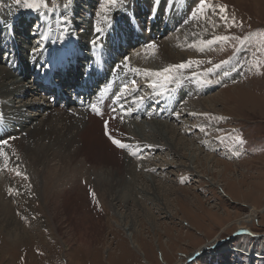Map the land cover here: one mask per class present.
<instances>
[{"label":"rangeland","instance_id":"374dc122","mask_svg":"<svg viewBox=\"0 0 264 264\" xmlns=\"http://www.w3.org/2000/svg\"><path fill=\"white\" fill-rule=\"evenodd\" d=\"M133 1L135 0H123V3L118 2L115 6H109L106 0H46L48 6L41 7L38 11L18 7L15 5V0H0V6L1 4L4 7L7 6L14 11V14L17 12L31 13L36 18L41 13H53L54 19L48 29H59L60 15L55 12L56 7H60L59 11L68 15V17H64L68 24L63 25V28L73 29L72 21H85L86 18L92 20L93 23H89V26L90 29H93V33H96V29H102L95 36L96 44L94 46H96L107 32L109 24H116L119 17L123 21L119 23L120 26H126L124 23L127 17L130 14H136L137 8L133 6ZM168 1L163 0L162 2L161 6L165 11L163 16L171 24H174L176 14L165 10L166 6H169ZM76 2L79 4V9L74 7ZM221 5L227 7L226 13H222L221 17H234L236 25H233L231 19L225 21L221 18L222 31L217 36H228L230 39L218 41L207 49L202 48L203 50L198 54L208 56L194 60L201 63L181 69L178 71L180 76L175 78L176 74H173L172 78L175 80L169 79L171 81L168 82L174 85L182 81L184 77L193 79L205 77L203 80H207V82L202 80L204 88H207V84L212 87L209 91L206 90L204 94H201V99L202 103L214 104L218 117L224 118L214 121L218 128L217 134H213L214 136L209 134L208 137L209 130L205 129V133L193 130L192 133L185 131L186 133L182 132L181 135L178 134L179 136L173 133L171 136L173 135L172 137L177 139L176 143H180L181 148L188 142L198 141L197 135L201 140H210L214 148L209 149L200 143L202 147L199 148L202 151L192 149L181 153L185 157L186 154L198 157L196 164L192 165L194 168L198 167L197 170L185 167L186 158L171 157L169 162L167 152L149 151L150 153L154 152L152 153L154 164L160 168H164L168 162L173 165L166 169L170 170L169 181L159 177L160 171L156 175L158 177L155 178L156 186L162 190H160L164 200L162 203L168 205L162 207L171 214H164V210L156 211L153 209L155 206L152 207L149 203L148 209L151 212L144 214L134 203H131L134 204V207H130L128 212L120 204L115 206V213L119 216L114 215L109 208L102 204L105 199H102L99 192H94L95 195H98L95 196L98 209L97 207L95 209V205L91 203L88 205H82V203L81 206L79 201L77 204L76 202L75 204H65L62 198L58 201L59 203L53 200L57 205L51 203L48 210L44 207L43 202L35 200L34 193L26 195L27 199L31 201H24L26 190L17 194L10 188L11 192L13 191L11 193L9 187H5L7 189L5 190L4 185L1 184L0 203L3 201L1 209L5 210L6 208L7 210L5 211L8 215L6 221L10 217H13L14 221L16 220L17 229H15V235H8L6 221L2 220L0 264H175L180 259L186 260L199 249L200 251L209 250V252L197 258L194 257L186 261L185 264H264V213L254 216L251 212L254 208L260 210L264 208V0H207L208 10L214 6L213 9L219 12ZM140 7L142 8V6ZM125 11L128 15L125 14ZM77 13H79L78 16ZM98 19L107 21L98 23ZM36 21L33 23L34 26ZM37 23L39 24L40 21L38 20ZM139 25L141 26V24ZM2 26L8 27V25ZM75 29L85 31L84 28L76 27ZM172 34L169 33L160 41H165ZM88 42L93 45L90 38ZM141 50L140 47L132 48L126 55L125 61L129 62L131 68L135 70L137 68L133 67L129 58L136 52V54H140ZM141 55L142 53L139 56ZM234 58H237V66H231ZM225 61L227 63H223ZM217 64H221L220 69H215ZM257 64L259 67H256ZM208 69H213V71L209 73ZM132 75L136 74L132 73ZM75 76L74 74L73 79ZM27 80L30 79L22 81L26 82ZM188 81L189 79H185L184 82L188 83ZM135 82L138 85L140 83L141 91L145 90L147 94L153 90L151 82L142 76L138 77ZM179 86L181 85L179 84ZM169 88L171 87L169 86ZM41 95V92L38 91L34 98L38 99ZM216 95L218 96L216 97L218 98L216 99L217 104L211 99ZM153 98L155 99V97ZM27 99L31 98L27 97ZM193 99L190 98L189 101ZM185 102L182 104L181 112L185 109L183 107ZM66 112L69 114L68 111ZM190 115L184 114L185 118L181 117L182 121L188 123L187 129H194L199 122L198 118L204 120L202 116L191 117ZM175 116L168 122L172 124V119ZM143 121H138V123ZM175 125L181 126L178 123ZM146 133L148 136V132ZM237 136L243 139V144L236 141ZM181 138L183 139L181 140ZM181 143L185 145L183 146ZM196 148L198 149V146ZM145 154L147 156L145 158H148L149 153L142 155L145 156ZM208 154L216 157L220 163L207 164L205 159ZM200 158L203 160L201 161ZM54 160V163L51 160L49 165L51 167L55 165V170L57 166L59 172L56 171L63 179L73 176L71 170L73 169L74 172L75 166L81 164V161L77 160L70 161L71 164L68 162V166H64L63 163H60L61 159ZM187 164L189 163L187 162ZM225 164L230 166L226 167ZM138 183L139 187L145 184L141 180ZM76 191L78 190L71 193V197L85 196ZM225 194H230L234 199ZM100 201H102L101 204ZM139 203L146 205L141 200ZM121 214L126 217L124 222L121 221ZM128 214H130L129 218ZM134 214H138L137 220L140 224L139 235L136 239L141 247L140 250L132 248V241L124 230V225L131 221L132 217L130 216H134ZM170 215L172 216L169 217ZM100 218L103 219L100 220ZM98 231L99 235H96ZM23 234L25 237L20 236ZM83 242L95 243L88 250ZM215 244L220 245L215 246ZM216 249L224 251L217 253ZM232 249L235 250L231 251Z\"/></svg>","mask_w":264,"mask_h":264},{"label":"bare ground","instance_id":"6f19581e","mask_svg":"<svg viewBox=\"0 0 264 264\" xmlns=\"http://www.w3.org/2000/svg\"><path fill=\"white\" fill-rule=\"evenodd\" d=\"M179 1L180 0H169V6H166L165 8L167 12L172 11V14H176V22H174V24H171L168 19L163 16L165 12L164 8L161 6L163 0H158V2H156V0H135L132 2L133 6L137 8V16L136 14L130 15L135 16L138 20L137 23L142 24V15L148 13L152 15L151 19H155L156 24H154L152 28L157 29L158 33H163L166 29H172L175 31L165 41L156 42L155 49L151 47L141 48V56H139L141 53H134L135 55L129 59L130 62L132 61L133 67L137 68L136 70L131 68L129 62H126L125 68L123 66L120 68L127 74L129 72L131 74H136L137 78L142 76L143 78L149 80L151 84L158 83L163 87L153 89L155 90L154 93L158 92L159 94H163L164 91L166 92L171 85V83L168 82L174 78L170 81H165L163 77L150 75V73L162 72L165 68H169L170 66L179 65L189 60L194 61L196 59H202V57H207L208 55L202 54L200 56L198 53H201L200 51L202 48L207 49L215 43L208 45L203 44L202 41L212 40L214 37L219 35L220 31H222L220 26V22H222V14H218L217 10L213 8L208 10L206 6L203 12H199L197 9L199 8L200 0ZM140 6H142V8ZM74 7L75 9H79L78 2H76ZM55 9V12L60 15L59 29H48V26L54 19L53 13H41L36 18V16L31 13L22 14L17 12L14 14L13 10L9 9L7 6L4 7L1 4V45L5 46L7 50L16 49V45H18L21 52L20 59L21 57L26 56L25 53L28 52L31 60H34L36 57L44 53L46 45H48L47 48H50L55 42L61 44L69 39L76 41L80 48H93L94 45H90V42H88L90 36L94 34L93 29H90L91 27L89 26V23L91 24L93 21L87 18L85 21H72L75 28H84V32L80 31L82 29H75L71 25L70 26L73 29H66V27L63 28L62 26L68 24V22L64 19V17H68V15L59 11L60 7H56ZM145 9H147V11H144ZM194 12L196 13L195 16H193ZM57 13H55V15H57ZM79 13H77V16ZM130 15L124 23L127 26H129ZM35 20H39L40 23L38 24L36 21V25L34 26L33 23ZM117 20H119V18ZM101 21V19H98L97 22L100 23ZM106 21L107 20H103L102 23ZM2 25H8V27L4 28ZM21 27L22 29L23 27H26L29 30V32L26 33L25 38L23 31L22 33L20 31H16V28ZM99 30L101 31L102 29ZM98 34L99 32L96 29V35ZM48 35L50 36V39L48 38ZM19 36L21 40L19 39ZM11 37H14L15 40L12 41L10 39ZM100 44H102L101 41L97 43V45ZM103 44L105 45L106 43L103 42ZM236 62L237 58L232 59L231 66H237ZM23 68L26 72L29 71L28 65L23 64ZM178 71L171 73L170 75L172 76L173 74H176L174 77L177 78V76H180ZM137 72H139V74H137ZM82 74L81 70L78 69L75 74V79L73 80H77L78 82L79 79H81ZM185 79H189L188 83L184 82ZM203 79H197V77L195 79L184 77V81L182 80L183 82L180 81L176 83L177 86L180 84V87L184 88L186 94L189 92L187 98L194 99L190 101L188 99L187 102H185L183 107L188 111L185 112L184 109L176 116L174 115L176 119H172V124L168 122L170 119H167V121L149 119V121L146 120L142 123H138L131 121L128 118H123L121 116H117L116 114L112 115L110 113H106L102 119H99L93 113H85L81 110L73 109L71 100L69 101L70 108L66 110L65 108H61L59 104L52 101V96L49 97L42 95L38 99L34 98L39 91V87L35 81L30 79L23 82L21 80V75L10 71L8 67L0 63V122L7 125L10 124L9 126L14 127L12 133H5L4 140H7V144H0V151L7 154V158H5V156H0V185L3 184V188L5 190H7L5 187H9V189L11 188L13 191H16L17 194H19L22 190H26L24 192V201L28 200L26 196L28 193H34L35 200L40 203L43 202L44 207L48 210L51 203L56 204L54 202H58L62 198L64 199L63 203L65 202V204H75V202L77 204V201H79V205L82 203V205H88L91 203L95 205V209L96 207L98 209V203H96L93 199L92 193L99 192L102 195V199H105L102 204L106 208H109L114 215H118L115 213V206L119 204L126 208V212L129 211L130 207H134L135 204L142 213L147 214V212H151L148 209V205L150 204L152 207L155 206L153 209L156 211L164 210V214H171L170 212L165 211V208L162 207H167L168 205L162 203V201H164L160 193L162 190L158 189L159 187H157L155 183V178L158 177L156 176L158 175V171H160L159 177H161L162 180L169 181L170 170L168 171L166 169L173 166L169 163L171 157L186 158L189 164L186 162L184 164L185 167H187V169L197 170L198 167L194 168L192 165L196 164L198 157H194L193 154L190 156L186 154L185 157L183 154L181 155V153L183 151H191L192 149L199 151L202 147L201 144L206 145L209 149L214 148L213 145H211L212 142L210 143V140H201L199 135L196 137L198 141L188 142L187 145L184 144L185 146L181 143L184 146L181 148L179 145L180 143H176L177 139L175 140L174 137H172L173 135L171 136L172 133L179 136L178 134L181 135L182 132L186 131L187 133H192L193 130L205 133V129L209 130L208 137L209 134H217L218 128L216 122L214 121L217 119L218 115L216 114L217 112L214 108L215 106L214 104H208L209 102L202 103L201 94H204V91H209V89L212 88L209 87V84H207V88H204L205 85L201 86L200 83L203 84ZM65 81H67V79H65ZM62 85L65 86L66 84L62 82ZM137 90L138 87L135 86L132 93ZM154 93L152 94V97H155V99L158 98L159 96ZM63 94L67 95L68 93L64 90ZM126 95L127 93L123 92L120 99H124ZM27 97H30L31 99H27ZM216 97L218 96L216 95L211 97L212 101L216 102L215 104L218 103L216 100L218 98ZM252 98L256 97L252 96ZM252 98L250 99L252 100ZM66 111H68L69 114H67ZM184 114L186 116L191 114V117L202 116L204 120L198 118L199 122L194 129H187L189 126L188 123L181 120V117L185 118ZM175 123L181 124V126L179 127L175 125ZM106 124L107 127H105ZM146 132H148V136ZM110 136L120 140L127 147L124 149L116 147L109 138ZM182 139L183 138H181V140ZM197 146L198 149L196 148ZM140 151H147L149 153V157L145 158L147 157L146 154L145 156H139ZM149 151H157V153L167 152V160H169V162L165 164L166 167L164 165V168H160L155 165V161L152 156V153L154 152L150 153ZM133 153H135V155H133ZM54 159H56V161H58L57 159H61L60 163H63L64 166H68V162L70 161L77 160L81 161V164H78L77 162L78 165L75 166L76 168L74 167V172L73 169H70L73 176L68 177L67 180L66 178L63 179L62 176L59 177L60 174H58L59 171L57 166L56 170L58 172L55 170L54 164V167L49 165L51 160L54 163ZM202 160L203 159H201V161ZM205 160L207 164L220 163L216 157L209 154ZM225 166L228 167L230 165L225 164ZM63 169H65V167ZM17 171H19L21 175H16ZM139 180L145 184L139 187ZM146 185L147 187H145ZM74 190H78L76 192H80L81 194L83 193L85 196L75 197L77 199L71 197V193L74 192ZM230 194L225 195L234 199ZM62 195H65L66 197ZM106 198L110 200H107ZM140 200L146 203V205H140ZM101 202L102 201H100V204ZM1 203L0 228L3 227L2 220L5 222L6 216H8L5 212L7 211L6 208L5 210L1 209V206L3 208V201ZM131 203L134 204L132 205ZM105 210L106 209H104V211ZM251 212L254 216L261 213L263 214L264 208L263 210L254 208ZM129 215L130 214H128V218ZM171 216L172 215L169 217ZM130 217H132L131 221L124 225V230L126 231L129 239L132 241V248L141 249L140 245L136 242L139 235L138 227L140 225L137 220L138 214H134V216ZM12 218L10 217L6 221V233L8 235H15V229H17L16 220L14 221ZM120 218L121 221L124 222L126 217L121 214ZM102 219L100 218V220ZM98 233L99 231L96 235ZM20 236L25 237V234ZM83 243L89 250L94 246L95 242ZM217 245L218 244H215V246ZM234 250L235 249H232L231 251ZM222 251L224 250L216 249L217 253ZM208 252L209 250L200 251L199 249V251L190 255L189 258L187 257L186 260L180 259L175 264H185L186 261L194 257L197 258L198 256L204 255Z\"/></svg>","mask_w":264,"mask_h":264},{"label":"snow or ice","instance_id":"6c2138e0","mask_svg":"<svg viewBox=\"0 0 264 264\" xmlns=\"http://www.w3.org/2000/svg\"><path fill=\"white\" fill-rule=\"evenodd\" d=\"M118 2L123 3V0H106V3L109 6H115ZM156 2H158V0H156ZM15 5L18 7H22L24 9L32 10V11H38L41 7L46 8L48 6L46 0H15ZM206 6H207V0H200L199 8L197 9V11L203 12L204 9L206 8ZM212 7L214 8V6H212ZM226 11H227V7L225 5H221L219 8L218 14L226 13ZM195 15H196V13L194 12L193 16H195ZM221 18L224 19L225 21H227L228 19H231L233 25H236V21H235L234 17L222 16ZM97 31H100V30L97 29ZM229 39H230V37H228V36H216V37H214V39L202 41V43L211 45V44L216 43L218 41H228ZM93 44H96V41H93ZM149 46L153 49H155V47H156L155 44H151ZM201 50H203V49H201ZM200 63H201L200 61L189 60L185 63H181L179 65H173V66H170L169 68H165L162 72L150 73V75H154L157 77H163L164 80L167 81L169 79H172V76L170 75L171 73L177 72L180 69L189 68L193 64L199 65ZM209 63H211V61H209ZM223 63H227V61H225ZM256 67H259V65L257 64ZM219 68H221V64L215 65V69H219ZM207 71L210 73L213 71V69H208ZM205 82H207V81H205ZM134 83H135V81H133V84ZM151 87H153V89H156V88L162 87V86L159 85L158 83H153L151 85ZM116 99L119 100L120 97L117 96ZM90 107L98 115H102V113L99 111V109L97 108V106L95 104L90 105ZM217 119L223 120L224 118L223 117H217ZM105 127H107V124L105 125ZM109 138L111 139L112 143L116 147L121 148V149H124L127 147L120 140L112 138L111 136ZM236 141L240 144L244 143L243 139L240 136L236 137ZM0 144H7V140L0 141ZM133 155H135V153H133ZM0 156H5V158H7V154L4 153L3 151H0ZM16 175H21V173L19 171H17ZM92 195H93V199L95 200V193H92Z\"/></svg>","mask_w":264,"mask_h":264}]
</instances>
